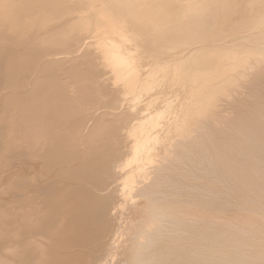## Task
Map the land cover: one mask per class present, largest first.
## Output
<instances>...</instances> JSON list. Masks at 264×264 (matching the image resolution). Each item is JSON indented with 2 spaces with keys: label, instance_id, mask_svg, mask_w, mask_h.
Instances as JSON below:
<instances>
[{
  "label": "bare ground",
  "instance_id": "obj_1",
  "mask_svg": "<svg viewBox=\"0 0 264 264\" xmlns=\"http://www.w3.org/2000/svg\"><path fill=\"white\" fill-rule=\"evenodd\" d=\"M0 264H264V0H0Z\"/></svg>",
  "mask_w": 264,
  "mask_h": 264
}]
</instances>
